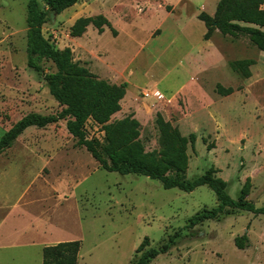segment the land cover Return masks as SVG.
<instances>
[{
	"label": "rangeland",
	"instance_id": "obj_1",
	"mask_svg": "<svg viewBox=\"0 0 264 264\" xmlns=\"http://www.w3.org/2000/svg\"><path fill=\"white\" fill-rule=\"evenodd\" d=\"M219 1L79 0L49 17L42 34L56 50L70 49L74 62L99 80L127 85L121 111L110 122L135 119L145 152L160 150L155 125L160 115L182 136L196 137L194 149L187 151L188 180L213 168L233 200L248 180L247 201L262 208L264 53L246 37L215 32L204 39L206 29L197 17H212ZM26 5L27 0H0V139L28 114L62 110L46 82L27 68ZM98 16L111 28L99 34L90 26L81 38L70 37L78 19ZM247 60L254 65L251 77L243 79L230 64ZM43 67L55 72L49 62ZM217 86L233 93L221 97ZM153 92L162 99H145ZM85 133L102 154L101 128L88 121ZM216 206L205 186L184 193L144 177L103 171L68 135L64 121L26 130L0 156V217L24 214L34 223L40 213L37 222L48 215L47 221L56 223L48 224L49 241H81L79 264H134L146 239L158 249L172 236L175 244L150 264H264V216L233 213L203 222L188 237L187 221ZM243 236L248 246L239 251L234 240ZM19 253L8 251L0 264H12Z\"/></svg>",
	"mask_w": 264,
	"mask_h": 264
},
{
	"label": "trees",
	"instance_id": "obj_2",
	"mask_svg": "<svg viewBox=\"0 0 264 264\" xmlns=\"http://www.w3.org/2000/svg\"><path fill=\"white\" fill-rule=\"evenodd\" d=\"M79 0H27L26 5V65L27 68L43 79L49 95L62 108L57 115L42 116L28 114L13 125L0 139V156L28 129H45L61 121L69 136L77 141L99 166L107 173L120 176H138L160 183L164 190L176 189L192 193L200 187L210 189L217 201L216 208L204 210L192 216L185 227L188 237L193 238V229L207 221H219L221 218L236 213H248L264 216V207L256 208L247 201L250 182L241 189L239 198L233 200L227 193L226 183L215 176L211 168L203 175L188 180V148L194 149L196 137L181 135L176 127L157 115L155 125L159 133L160 150L145 152L139 137V123L132 117L110 122L121 111V101L126 95L127 85H110L92 75L87 68L74 62L70 49L58 51L44 38L42 27L50 14L58 16L75 6ZM264 0H220L214 15L201 13L197 20L205 29L207 41L213 33L222 37L236 39L246 37L259 52L264 53ZM92 26L99 34L103 28H111L108 21L98 16L94 19H78L70 29L71 38H81L88 27ZM112 34L115 32L111 29ZM44 62L53 65L55 72L46 73ZM252 61H236L230 64L233 72L243 79H249ZM221 97L233 93L231 88L216 87ZM91 121L104 133L105 146L102 154L97 151L95 141L86 137L85 126ZM208 150L211 146L207 147ZM177 236L168 238L162 247L150 248L147 239L136 250L138 257L134 264H150L160 255L168 252L175 244ZM246 236L234 240L239 251L247 248ZM80 241L59 243L42 249V264H79Z\"/></svg>",
	"mask_w": 264,
	"mask_h": 264
},
{
	"label": "crops",
	"instance_id": "obj_3",
	"mask_svg": "<svg viewBox=\"0 0 264 264\" xmlns=\"http://www.w3.org/2000/svg\"><path fill=\"white\" fill-rule=\"evenodd\" d=\"M53 196H55L54 193ZM63 198L67 199L64 196ZM42 214H39L34 223L26 221L24 214H14V216L5 214L0 217V262L8 259V251L17 250L20 253L15 259L11 260L12 264H42V249L44 247L75 240L56 238L49 241V237L53 233L48 224L56 223L52 222L51 219L48 222V215L37 222Z\"/></svg>",
	"mask_w": 264,
	"mask_h": 264
},
{
	"label": "built area",
	"instance_id": "obj_4",
	"mask_svg": "<svg viewBox=\"0 0 264 264\" xmlns=\"http://www.w3.org/2000/svg\"><path fill=\"white\" fill-rule=\"evenodd\" d=\"M145 99H153L156 101H160L162 99V95L159 92H153L152 94H148L145 96Z\"/></svg>",
	"mask_w": 264,
	"mask_h": 264
},
{
	"label": "water",
	"instance_id": "obj_5",
	"mask_svg": "<svg viewBox=\"0 0 264 264\" xmlns=\"http://www.w3.org/2000/svg\"><path fill=\"white\" fill-rule=\"evenodd\" d=\"M50 17H51V18H52V17H54V14H53V13H51V14H50Z\"/></svg>",
	"mask_w": 264,
	"mask_h": 264
}]
</instances>
